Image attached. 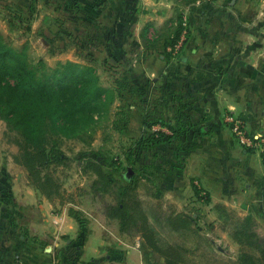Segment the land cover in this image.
I'll return each mask as SVG.
<instances>
[{"label":"crops","instance_id":"0c3cea01","mask_svg":"<svg viewBox=\"0 0 264 264\" xmlns=\"http://www.w3.org/2000/svg\"><path fill=\"white\" fill-rule=\"evenodd\" d=\"M209 1L58 0L67 4L68 18L76 14L91 28L94 49L115 58L118 90L134 89L139 105L158 106L157 120L197 123L181 138L186 160L194 152L210 156L195 173L203 186L219 192L218 202L255 209L264 220V160L237 148L220 124L231 111L250 131L264 133V12L239 16L235 0ZM178 3L189 10L190 31L181 56L170 58L166 41ZM11 167L0 163V264H165L139 235L129 241L118 230L110 240L108 231L54 211L27 172L25 183L12 181Z\"/></svg>","mask_w":264,"mask_h":264},{"label":"rangeland","instance_id":"374dc122","mask_svg":"<svg viewBox=\"0 0 264 264\" xmlns=\"http://www.w3.org/2000/svg\"><path fill=\"white\" fill-rule=\"evenodd\" d=\"M193 1L188 2L192 4ZM223 1L229 0L212 2ZM183 4L178 3L172 8L175 23L169 30V39L175 37L180 15L187 18V35L190 31V13ZM234 4L235 11L232 12L235 15L246 16L249 13L253 17L264 12H259L261 6L264 10V0H235ZM66 6L65 2L62 4L58 0H0V35L7 43L22 50L34 63L42 59L47 66H54L60 61L72 60L93 65L101 83L114 88V99L111 103L96 111L92 121L83 122L74 136L60 140V147L72 160L66 166L54 167L63 186L58 200L60 207L56 209L73 216L80 224H90L94 230L108 231L109 234L105 235L112 240L113 236L119 235V225L117 218L107 215V210L118 201V179L124 172L128 174L130 168V175L134 176L138 184L139 197L162 245L172 248V254L181 253L187 264H232L240 244L226 229L222 218L226 215L229 217L230 214H233V219L246 214L258 216L259 211L224 203L230 212H224L222 218L219 217V212H222L217 205L222 203L218 202L219 192L213 195L212 189L204 187L195 175L196 172L199 173L201 165H206L210 156L202 151L194 152L186 160L187 152L185 148H180L186 143L182 138L170 144H143L155 129L169 132L170 129L157 120L163 113H153L158 111V106L139 105L136 97L141 100V96H135L134 89L127 88L124 92L117 89L120 73H112L114 68H110L108 64L103 65L106 59L117 67V61L115 58L108 59L105 49L96 50L95 45L91 44L89 48H84L85 41H77V38L83 39L86 31H91V28L85 27L76 14L72 13L68 18L64 12ZM162 118L164 122H168L167 118ZM169 123L173 129L180 127L176 120ZM195 124L197 123L194 122ZM220 124L233 140L228 123L224 121ZM6 133L5 122L0 119V163L11 164L12 181L14 179L23 184L26 182V170L14 164L12 155L17 146L8 141ZM233 141L240 150L246 148L235 138ZM82 152H85V156H81ZM252 152L258 153L255 150ZM89 156L98 160L102 158L107 165L106 169H115V181L112 184L104 187V180L99 179L93 169L84 171ZM1 176L0 171V178ZM174 210L189 215L193 220L192 227L173 230L166 220L168 214ZM255 219L264 226V220ZM136 233L134 229H130L124 238L133 240L135 235L138 236Z\"/></svg>","mask_w":264,"mask_h":264},{"label":"trees","instance_id":"16d2710c","mask_svg":"<svg viewBox=\"0 0 264 264\" xmlns=\"http://www.w3.org/2000/svg\"><path fill=\"white\" fill-rule=\"evenodd\" d=\"M72 5L74 9L78 8L75 3ZM181 17L177 22L175 37L166 41L167 46L173 44L183 30ZM91 40L89 34L83 39L77 38V41H85L84 48L94 45ZM166 53L172 58L168 50ZM103 64L114 68L106 59ZM113 90L101 83L93 65L72 60L60 61L54 66H47L42 59L34 63L22 50L7 43L0 35V119L5 122L8 141L17 146L12 158L16 164L24 167L29 183L53 203L56 212H59L56 208L60 207L58 200L63 186L54 167L66 166L72 160L60 147V140L74 136L83 122L92 121L96 111L113 101ZM158 122L170 129L169 132L155 129L144 145L147 146L149 142L154 145L179 141L195 126L191 121L180 118L176 119L180 123L177 129H173L169 121ZM80 154L85 156V152ZM106 166L102 158L98 160L89 156L84 171L93 169L107 187L115 181V169H106ZM117 200L108 208L107 215L118 219L121 233L134 229L148 253L164 257L165 264H187L181 253L172 254V248L161 244L139 197L138 184L133 175L124 172L118 179ZM217 205L222 209L219 217L222 218L224 212H230L224 203ZM249 215L233 219V214H230L222 218L226 229L240 244L232 264H264V226ZM166 222L176 231L189 229L193 225L189 215L175 210L168 214Z\"/></svg>","mask_w":264,"mask_h":264},{"label":"built area","instance_id":"2783aa9c","mask_svg":"<svg viewBox=\"0 0 264 264\" xmlns=\"http://www.w3.org/2000/svg\"><path fill=\"white\" fill-rule=\"evenodd\" d=\"M183 30L176 39V41L167 47V50L171 53L172 58H177L187 38V18L184 16L182 20ZM225 121L230 126L232 134L235 140L241 145L245 146L246 149L258 151V154L264 160V133L253 132L247 128L245 121L233 112H228L225 116ZM56 213V212H55ZM56 226L59 225V220H54Z\"/></svg>","mask_w":264,"mask_h":264},{"label":"water","instance_id":"95a60500","mask_svg":"<svg viewBox=\"0 0 264 264\" xmlns=\"http://www.w3.org/2000/svg\"><path fill=\"white\" fill-rule=\"evenodd\" d=\"M130 171H131V169L129 168V169H128V175H130Z\"/></svg>","mask_w":264,"mask_h":264}]
</instances>
